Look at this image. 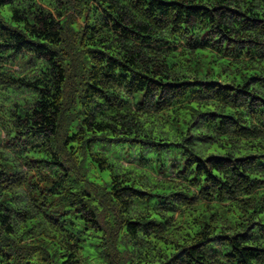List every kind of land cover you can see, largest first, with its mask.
<instances>
[{
    "label": "trees",
    "instance_id": "obj_1",
    "mask_svg": "<svg viewBox=\"0 0 264 264\" xmlns=\"http://www.w3.org/2000/svg\"><path fill=\"white\" fill-rule=\"evenodd\" d=\"M95 261L264 264V0H0V264Z\"/></svg>",
    "mask_w": 264,
    "mask_h": 264
},
{
    "label": "rangeland",
    "instance_id": "obj_2",
    "mask_svg": "<svg viewBox=\"0 0 264 264\" xmlns=\"http://www.w3.org/2000/svg\"><path fill=\"white\" fill-rule=\"evenodd\" d=\"M11 68L17 72V71H22L21 67H20V64L18 62L15 63V65H11ZM97 264H101L100 261H95Z\"/></svg>",
    "mask_w": 264,
    "mask_h": 264
}]
</instances>
